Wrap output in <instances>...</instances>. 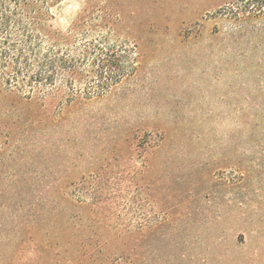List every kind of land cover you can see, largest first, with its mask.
Listing matches in <instances>:
<instances>
[{
    "label": "rangeland",
    "instance_id": "1",
    "mask_svg": "<svg viewBox=\"0 0 264 264\" xmlns=\"http://www.w3.org/2000/svg\"><path fill=\"white\" fill-rule=\"evenodd\" d=\"M233 2L54 9L67 30L100 7L139 72L62 118L0 98V264H264V16Z\"/></svg>",
    "mask_w": 264,
    "mask_h": 264
},
{
    "label": "trees",
    "instance_id": "2",
    "mask_svg": "<svg viewBox=\"0 0 264 264\" xmlns=\"http://www.w3.org/2000/svg\"><path fill=\"white\" fill-rule=\"evenodd\" d=\"M63 1L0 0V98L42 105L58 99L59 118L68 108L110 97L139 72L137 46L114 37L111 18L100 7L58 29L54 9ZM218 14L261 18L264 0H234ZM85 187L79 182L73 195L83 198Z\"/></svg>",
    "mask_w": 264,
    "mask_h": 264
}]
</instances>
